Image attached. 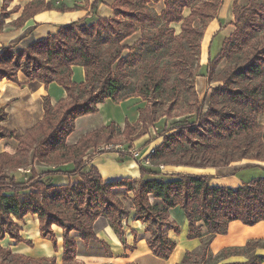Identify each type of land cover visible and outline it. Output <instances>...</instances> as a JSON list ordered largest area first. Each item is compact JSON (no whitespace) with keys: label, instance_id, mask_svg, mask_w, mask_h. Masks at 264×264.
Segmentation results:
<instances>
[{"label":"trees","instance_id":"trees-1","mask_svg":"<svg viewBox=\"0 0 264 264\" xmlns=\"http://www.w3.org/2000/svg\"><path fill=\"white\" fill-rule=\"evenodd\" d=\"M159 1L117 0L112 18L72 22L24 50L0 48V82L20 85V73L26 81H41L45 86L54 82L66 92V98L54 106L45 97L42 121L19 138L1 126L6 113L0 109V140L18 142L14 155L0 154V241L8 237L17 244L30 245L19 236L14 220L35 215L40 237L49 239L54 249L51 228L62 230L63 264H74L76 245L71 232L78 233L85 244L100 242L93 231L100 216L106 217L116 232L121 220L129 217V210L113 192L118 188L132 194L133 218L145 226L148 249L163 260L175 248L169 232L179 233V225L170 219L171 209L182 211L186 239L201 241L200 250L184 254L182 264H214L218 258L209 254V244L215 236L226 233L229 223L253 226L264 221V176L232 189L210 186L207 174H173L171 181L156 177L143 180L141 170L137 183L130 179L106 183L93 166L82 172L90 149L95 152L99 144L119 137L130 147L161 118L182 115L176 110L180 99L190 108L183 114L193 115L195 121L187 119L184 126L162 137L149 158L153 167L205 170L242 160L264 164V125L258 122L264 113V6L258 5V0L235 6L234 31L206 65L207 79L215 85L200 101L193 86L201 75L200 43L221 0H162L164 10L157 15L149 4ZM97 4L95 0L91 10ZM77 8H55L44 0H31L13 24L19 26L41 10ZM184 10H188L187 16ZM4 12L2 16L8 15ZM174 25H179L178 33ZM134 34L135 42L127 45L125 41ZM222 61L226 66L215 74ZM73 66L84 69L83 83L72 82ZM130 97L146 103L138 111L136 123L126 122L122 131L111 124L88 133L73 146L66 145L76 119L97 114V106L105 100L120 103ZM29 153L31 164L44 162L57 168L71 162L73 171L37 174L32 167L31 178L19 183L9 172L27 166ZM71 174L79 180L58 186L52 178ZM150 198L161 205L151 204ZM256 245L247 243L244 251ZM38 263L0 246V264ZM263 263L264 256H254L244 264Z\"/></svg>","mask_w":264,"mask_h":264},{"label":"crops","instance_id":"crops-1","mask_svg":"<svg viewBox=\"0 0 264 264\" xmlns=\"http://www.w3.org/2000/svg\"><path fill=\"white\" fill-rule=\"evenodd\" d=\"M51 3L55 8L64 6L79 8L71 11L59 12L55 9L41 10L17 26L13 24L23 15V10L31 0H0V48L10 47L13 51H20L29 45L45 39L49 35L57 33L60 27L72 22L84 20L87 23L98 18H112L114 16L113 5L117 0H97L98 4L94 10L91 5L95 0H44ZM247 0H221L216 16L211 20L202 36L200 43L199 66L201 75L196 78L194 89L199 98H203L208 89L206 69L209 59L215 58L226 38L234 31V9L236 5L244 4ZM151 10L160 15L164 10L163 1L157 4H149ZM18 8L17 12L11 13L12 9ZM2 10L8 15L2 16ZM10 12V13H9ZM184 16L188 11H183ZM173 28L179 32V25ZM137 34L128 38L125 43L133 44ZM84 69L81 66L72 67L71 80L75 84L84 82ZM20 85L10 81L0 82V109H4L6 120L1 126L6 130L14 132L16 138L23 136L28 130L34 128L42 121L44 115L43 101L47 97L50 104L54 106L66 98L65 90L56 83L45 86L41 81H26L22 74L18 75ZM146 103L139 97H130L120 103L105 100L97 106L98 112L93 115H86L76 119L74 132L67 137L66 145L73 146L77 141L88 133L108 127L114 124L122 131L125 123L134 124L138 120L140 109ZM159 122V121H158ZM156 122L150 130L157 125ZM258 122L264 125V113L258 117ZM144 137L135 141V145L141 144ZM18 149V142L15 139L0 140V154L14 155ZM28 154V165L9 172L17 182L25 183L31 178V168L37 174H44L53 170H60L70 174L73 171L71 162L55 166L46 165L40 162L31 164ZM89 158L85 172L93 166L97 169L102 180L106 183L116 182L122 179H130L137 183L141 180V170L144 171L143 180L153 177L162 178L165 181L174 179L173 174H207L211 176L210 186L236 189L243 183L252 179L264 176V164L257 161L242 160L232 163L226 167L198 170L184 167H163L154 166L144 161L149 159L141 149L137 161L133 158L122 157L118 154L98 150L97 153L90 149L86 153ZM148 155V156H147ZM139 163V164H138ZM155 174V175H153ZM57 179V185H67L79 180L78 176H53ZM114 194L120 198H131L130 193L122 189H114ZM127 195V196H126ZM151 204H159L160 201L150 198ZM132 206V205H131ZM130 215L120 222L119 232H116L106 217H99L93 225V231L100 242L90 241L85 244L76 232H71L76 245V253L73 259L74 264H182L186 253L198 252L201 247L199 239L187 240V222L178 208L169 210L170 219L179 225V233L169 232L168 237L175 242V248L167 260L155 257L146 245L147 234L145 226L134 220V213L129 208ZM19 228V236L26 243L17 244L14 240L5 237L0 241V246L9 249L12 254H17L31 259L38 264H63L62 253V230L52 226L56 240L54 249L49 239H42L39 235L38 218L35 215H27L22 220H14ZM256 242L253 248L244 251L247 243ZM211 257L218 258L214 264H244L254 256H264V221L253 226H247L238 221L228 224L224 235L215 236L208 247ZM227 254L224 255V253ZM223 255V256H222ZM221 256V257H220ZM200 264H204L201 262ZM264 264V263H263Z\"/></svg>","mask_w":264,"mask_h":264},{"label":"rangeland","instance_id":"rangeland-1","mask_svg":"<svg viewBox=\"0 0 264 264\" xmlns=\"http://www.w3.org/2000/svg\"><path fill=\"white\" fill-rule=\"evenodd\" d=\"M249 2V0H247L244 4H240L239 6H245L247 5ZM258 5H262L264 6V0H258L257 2ZM188 10H185V12H187ZM156 14V13H155ZM146 33L149 32L148 30L145 31ZM24 50V49H23ZM226 66V62L225 61H222L218 67L216 68L215 70V74H219V72H221L220 70H222L224 67ZM202 72V70H200ZM203 72L206 73V69L203 70ZM20 74V73H19ZM18 74V75H19ZM200 76V75H199ZM197 76V77H199ZM196 77V78H197ZM195 78V80H196ZM206 78H207V75H206ZM195 82V81H194ZM207 82H208V89H207V92L205 95H208L209 92H210V88L212 86H214L215 84L213 82H209L208 79H207ZM195 84V83H194ZM199 100L201 101L202 98H199ZM177 110V113H181L182 115H179L178 117H175V118H171V119H168V118H161L159 120V122L157 123V125L155 126L154 129L150 130L149 129V132L147 135L144 136V139L143 141L141 142V144H139V146L136 144L135 145V141L131 144V146L128 147L126 146L125 142H124V139L122 137H119V138H115L114 141L110 142V143H102V144H99L97 146V149L95 150V152H97L98 150L104 148V147H112V150L110 151H107V152H115L118 154V159L120 160L119 163L122 162V157H127V158H131V157H128L127 155L125 156L124 153H122L121 151L123 152H127L129 150H139V152L141 151V149L144 150L145 154H149L150 150H153L157 145H159L162 141V137L165 135V134H170L171 132H173L174 130H177L179 128H181L182 126H184V121L185 120H189V121H195V117L193 115H187V114H183L184 112H186L187 110H190L189 107H186V105L182 102V100L180 99V101L178 102V107L176 108ZM141 139V138H140ZM139 140V139H138ZM117 146V147H116ZM116 147V148H115ZM115 148V149H114ZM121 148V149H119ZM120 150V151H119ZM148 156V155H147ZM88 161V160H87ZM137 161V160H136ZM139 164V163H138ZM88 171V170H87ZM83 173H85L84 170H82ZM122 189L125 193V189L123 188H120ZM127 194V193H126ZM127 196V195H126ZM130 196L132 197V194L130 193ZM118 197V196H117ZM118 199H120L122 202H123V206L127 209V211L129 210V208H131L132 204H131V198H120L118 197Z\"/></svg>","mask_w":264,"mask_h":264},{"label":"built area","instance_id":"built-area-1","mask_svg":"<svg viewBox=\"0 0 264 264\" xmlns=\"http://www.w3.org/2000/svg\"><path fill=\"white\" fill-rule=\"evenodd\" d=\"M117 147V146H116ZM115 147V148H116ZM114 148V149H115ZM119 149H121V148H119ZM101 150H104V151H110V150H112V147H104V148H102ZM120 151V150H119ZM122 153H124L125 154V156L127 155L128 157H131V158H133L134 160H137L138 159V155H139V150H129V151H127L126 153L125 152H123V151H121ZM153 152H154V149L153 150H150V152H149V157H150V155L151 154H153ZM144 163L146 164V165H149V163H150V159H146L145 161H144ZM160 168H163L162 166H160Z\"/></svg>","mask_w":264,"mask_h":264}]
</instances>
